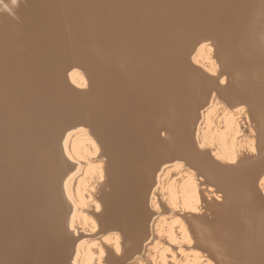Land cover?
<instances>
[{
    "label": "bare ground",
    "instance_id": "obj_1",
    "mask_svg": "<svg viewBox=\"0 0 264 264\" xmlns=\"http://www.w3.org/2000/svg\"><path fill=\"white\" fill-rule=\"evenodd\" d=\"M78 210L79 264H264V0H0V264H65Z\"/></svg>",
    "mask_w": 264,
    "mask_h": 264
},
{
    "label": "rangeland",
    "instance_id": "obj_2",
    "mask_svg": "<svg viewBox=\"0 0 264 264\" xmlns=\"http://www.w3.org/2000/svg\"><path fill=\"white\" fill-rule=\"evenodd\" d=\"M211 49H213V47ZM214 60H216V59H214ZM216 63H217V61H216ZM217 65H218V63H217ZM241 123H243V125H244V120L241 119ZM64 133L68 135V142L69 143L72 140H78V141H83V142H93L94 141V139L92 138V135L90 134V131H89L88 127L83 125V124L73 125L69 129L65 130ZM98 148H99V146H98ZM95 157H94V159L97 160V161H94V162L96 164L101 163V165H103V163H104L103 160L102 161L99 160L100 156L97 155ZM70 161H73V160H70ZM72 163H75L76 166H74L73 170H71L70 172L67 173L65 179H67L70 176L69 178L73 179V184H75L76 181L81 179L82 180L81 184H82V187L84 189L85 199L86 200H90L91 202H93L94 195H93L92 191H94V192L96 191L97 181L101 180L104 183V180L106 179V175H105L104 170L102 169L103 171H101V174H100L101 178H100V176H98V170H95L94 174H96L97 178L92 177L93 179L89 182V178L88 177H83V174H84L83 162L79 161V164H76V162L74 161ZM168 164H171V163H166V165H168ZM186 167L187 166L184 165L182 168H186ZM197 177L198 176L195 175V178H197ZM198 178H199V180L202 179V177H198ZM198 178H197V181L199 182ZM65 179H64V181H65ZM203 183L199 182L198 183L199 184L198 188L199 187H200V189L203 188V189H205L204 191H206V189L211 190V192L208 193L209 196H211V195H215V196L216 195L217 196L221 195V194H219L218 192L215 191L214 186H212V185L209 186L206 183H204V184ZM158 194H159L158 192L154 193V196H157V197L159 196V200L155 199L157 201L156 202L157 208L159 209L160 208L159 205H160L161 196L158 195ZM219 197H218V199L221 200L220 199L221 197L220 198ZM87 204H88V206H87ZM87 204H86V208L88 209V207L90 206V202L87 203ZM204 210H205L204 208H200L199 212H203V213L206 212ZM82 217H84V212H81L79 210L77 211V213L73 214L72 216L69 215V219H73V223L70 226H68L67 229H69V231L72 232L73 235L77 236V240L75 241L73 247H75V249L77 247L78 248H77V252L75 251V253H72L71 256H68L65 259V264H79L80 263V260H81V257H82V251H81V246L82 245L86 246V245H91L92 243H96L98 245V243H100V241H102L104 239L108 240V238L112 239V237H113V233L112 232H107L108 234L104 233L102 231H99V230L97 232L96 231L94 232V230H92L88 224H86V226H84L83 223L80 222L83 219ZM76 218H79L80 221L79 220L78 221H74ZM96 228H97V226H96ZM93 233H95V236L92 237L91 234H93ZM93 239H94V241H93ZM172 252H174V251H172ZM200 254H201V256H206L205 252H201ZM231 257H233V256H231ZM169 258L170 257H168V259Z\"/></svg>",
    "mask_w": 264,
    "mask_h": 264
}]
</instances>
